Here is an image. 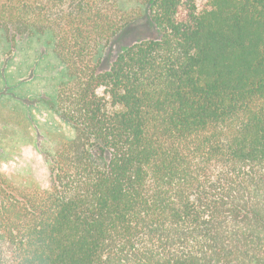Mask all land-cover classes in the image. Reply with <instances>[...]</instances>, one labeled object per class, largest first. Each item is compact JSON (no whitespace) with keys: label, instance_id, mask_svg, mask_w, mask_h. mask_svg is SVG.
<instances>
[{"label":"trees","instance_id":"16d2710c","mask_svg":"<svg viewBox=\"0 0 264 264\" xmlns=\"http://www.w3.org/2000/svg\"><path fill=\"white\" fill-rule=\"evenodd\" d=\"M2 36L48 37L71 133L48 188L0 173V264H264V0H0Z\"/></svg>","mask_w":264,"mask_h":264},{"label":"rangeland","instance_id":"374dc122","mask_svg":"<svg viewBox=\"0 0 264 264\" xmlns=\"http://www.w3.org/2000/svg\"><path fill=\"white\" fill-rule=\"evenodd\" d=\"M160 38L148 17L132 24L107 48L106 71L118 54L144 40ZM62 67L48 37L0 38V173L25 188H48L50 174L41 144L48 135L68 136L69 124L51 110Z\"/></svg>","mask_w":264,"mask_h":264}]
</instances>
